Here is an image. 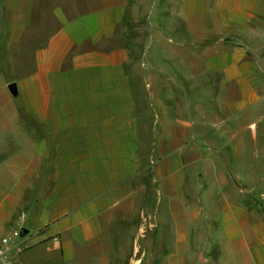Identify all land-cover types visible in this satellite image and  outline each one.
Wrapping results in <instances>:
<instances>
[{
	"label": "crops",
	"instance_id": "0c3cea01",
	"mask_svg": "<svg viewBox=\"0 0 264 264\" xmlns=\"http://www.w3.org/2000/svg\"><path fill=\"white\" fill-rule=\"evenodd\" d=\"M155 1L133 58L132 0H2L23 264H264V0Z\"/></svg>",
	"mask_w": 264,
	"mask_h": 264
},
{
	"label": "rangeland",
	"instance_id": "374dc122",
	"mask_svg": "<svg viewBox=\"0 0 264 264\" xmlns=\"http://www.w3.org/2000/svg\"><path fill=\"white\" fill-rule=\"evenodd\" d=\"M152 2H154V0H132L133 4L126 18L124 32L126 41L128 39L130 42L133 58L142 57L144 50V40L149 37L150 21H152L150 14L153 8ZM155 2L157 3L158 1L156 0ZM8 27V22L2 6V0H0V89L7 87V83L10 81L9 79L11 76V68L8 64L6 52V40L9 34ZM10 97L13 96L10 94ZM260 159L261 163H264V152L261 153ZM255 196L258 199L257 201L263 205L262 208L264 211V193H259L258 189H256ZM18 211L22 212L23 210L18 209ZM11 228L4 232L9 231ZM21 237L23 239V235H21ZM25 244L26 239H23V245L25 246Z\"/></svg>",
	"mask_w": 264,
	"mask_h": 264
},
{
	"label": "built area",
	"instance_id": "2783aa9c",
	"mask_svg": "<svg viewBox=\"0 0 264 264\" xmlns=\"http://www.w3.org/2000/svg\"><path fill=\"white\" fill-rule=\"evenodd\" d=\"M24 216V211L20 212L19 218L24 219ZM20 229L14 226L7 232L0 231V264H23L20 253L24 245Z\"/></svg>",
	"mask_w": 264,
	"mask_h": 264
},
{
	"label": "water",
	"instance_id": "95a60500",
	"mask_svg": "<svg viewBox=\"0 0 264 264\" xmlns=\"http://www.w3.org/2000/svg\"><path fill=\"white\" fill-rule=\"evenodd\" d=\"M7 87H8V89H9V91H10L13 95H16V94L18 93V88H17V85H16V82H15V81H13V80L9 81V82L7 83ZM26 229H27V228H26L25 226H22L20 232L22 233V232L26 231Z\"/></svg>",
	"mask_w": 264,
	"mask_h": 264
},
{
	"label": "trees",
	"instance_id": "16d2710c",
	"mask_svg": "<svg viewBox=\"0 0 264 264\" xmlns=\"http://www.w3.org/2000/svg\"><path fill=\"white\" fill-rule=\"evenodd\" d=\"M126 44H127V46H130V42L128 41V39H127V43Z\"/></svg>",
	"mask_w": 264,
	"mask_h": 264
}]
</instances>
